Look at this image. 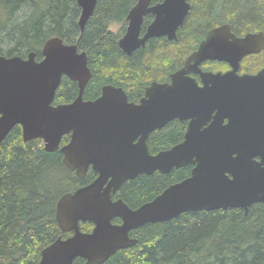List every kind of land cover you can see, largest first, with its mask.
I'll return each mask as SVG.
<instances>
[{"label": "water", "instance_id": "1", "mask_svg": "<svg viewBox=\"0 0 264 264\" xmlns=\"http://www.w3.org/2000/svg\"><path fill=\"white\" fill-rule=\"evenodd\" d=\"M76 3L82 33L97 0ZM147 4L139 0L126 18V34L118 45L128 55L149 38L175 39L189 10L186 0H164L153 8ZM147 13L155 19L139 39ZM230 37L228 27L212 30L185 67L218 59L237 65L264 45L263 36L228 41ZM41 56L40 61L34 52L26 59L0 56V148L15 126L21 127L24 142L39 139L46 152L58 149L62 137L69 136L60 148L63 164L78 175L91 166L97 178L59 199L56 221L62 232L72 235L42 249L38 264H72L77 258L103 264L117 251L136 245L129 233L146 224L167 222L186 212L241 208L246 213L253 203L264 204V84L259 77L204 74V87L199 88L183 69L171 77L170 85L153 84L137 105L112 86H104L96 100L83 101L90 79L85 54L77 53L74 44L50 38ZM62 77L76 82L78 94L69 104L53 105ZM173 120L189 121L184 140L150 154L149 134ZM256 156L262 164L253 162ZM189 164L194 165L190 177L136 210L122 200L112 201V194L128 180L156 171L168 174ZM116 218L119 225L112 224ZM80 223L92 224L91 232H82Z\"/></svg>", "mask_w": 264, "mask_h": 264}, {"label": "trees", "instance_id": "2", "mask_svg": "<svg viewBox=\"0 0 264 264\" xmlns=\"http://www.w3.org/2000/svg\"><path fill=\"white\" fill-rule=\"evenodd\" d=\"M136 1L97 0L81 33L76 0H0V55L25 57L34 52L39 58L44 42L59 38L87 55L91 77L84 98H96L103 85L111 84L136 100L150 81L165 80L168 72L179 68L208 28L229 23L234 33L264 31V0H192L194 8L176 43L153 38L126 55L118 48L119 34L109 28L117 24L124 29L125 17ZM77 92L76 84L62 77L54 104L73 101ZM184 129V124L173 120L152 132L149 152L178 143ZM40 142H24L21 128L15 126L1 144L0 264H38L42 249L69 235L61 232L56 221L58 200L96 176L89 171L78 179L63 164L58 150L46 152ZM187 175V168L167 175L142 174L124 182L118 197L136 208ZM91 225L80 227L89 232ZM132 236L136 245L117 251L103 264H264L260 204H252L247 213L239 208L186 212L167 222L139 227ZM72 264L85 261L77 258Z\"/></svg>", "mask_w": 264, "mask_h": 264}, {"label": "flooded vegetation", "instance_id": "3", "mask_svg": "<svg viewBox=\"0 0 264 264\" xmlns=\"http://www.w3.org/2000/svg\"><path fill=\"white\" fill-rule=\"evenodd\" d=\"M138 1L139 0H137L136 1V3L134 4V6L138 3ZM164 0H156V1H153V0H148V4H147V8H153V7H156V6H158V5H160L162 2H163ZM186 2L189 4V10H188V13H187V15H186V17L190 14V12L192 11V8H194V5H193V3H192V0H186ZM77 4V3H76ZM133 6V7H134ZM132 7V8H133ZM79 8V7H78ZM131 8V9H132ZM80 9V8H79ZM130 9V10H131ZM130 10H129V12H130ZM128 12V13H129ZM128 13H127V15H126V17H125V27H124V29H123V26L121 25V28H120V30L117 32V34H119V39H118V43H119V41L124 37V35L126 34V30H127V26H128V21L126 20V18H127V16H128ZM79 16H80V14H79ZM186 17H185V19H186ZM79 19V18H78ZM154 19H155V15L154 14H152V13H147L144 17H143V19H142V23H141V26H140V32H139V35H138V38L139 39H142L144 36H145V34H146V32H147V28L152 24V22L154 21ZM185 19H184V21H185ZM184 21H183V23H182V26H183V24H184ZM182 26L181 27H179L177 30H176V34H175V39H172V40H169L168 39V37L167 36H160V37H154V38H156V39H164L166 42H168V43H170V44H174V43H176L177 41H178V31L182 28ZM221 27H228V29H229V34H230V36H232L234 39H237V40H241V39H244L246 36H250V35H254V36H263V38H264V31L263 30H257V31H251V32H242V33H234L233 31H232V29H231V26H230V24L229 23H222V24H219V25H217V26H214V27H210V28H208V30L204 33V35L203 36H201L200 38H199V40L198 41H196V43H195V47L194 48H192V50H190V52H189V54L184 58V61H183V63H182V65L179 67V68H177V69H174V70H172L171 72H168V75H167V78L165 79V80H154V81H150L149 82V84L144 88V90H143V93H142V95L141 96H139L136 100H130L129 98H128V95L126 94V92H125V90L122 88V87H120V86H114V85H111V84H105V85H103L102 87H101V90H102V88L104 87V86H112V87H115V88H120V89H122L123 91H124V93L126 94V96H127V99H128V102L129 103H133V104H139L140 103V101L143 99V98H145V94H146V90L148 89V88H150L153 84H160V85H165V84H168V85H170L171 83H172V81H171V77L175 74V73H177V72H179V71H181V70H183V69H185V72H186V76L187 77H189L190 79H192V80H194L195 81V83L197 84V86L199 87V88H203L204 87V83H203V75L204 74H211V75H220V76H226V75H230V77H232V76H234V77H236V79H240V78H242V77H259L258 79H259V83H263L264 84V45H263V47H261L260 49H259V51L258 52H256V53H251V54H247V55H245V56H243L241 59H240V61H239V63L237 64V65H232L230 62H228V61H224V60H206V61H204V62H202V63H200L199 65H197L196 67H194L195 66V64L192 62L191 64H188V66L187 67H185V65H186V61H187V59L194 53V52H196L197 50H198V48H199V46H200V44L203 42V41H205L206 40V37H207V35H208V33L209 32H211L212 30H214V29H219V28H221ZM109 30H110V28H109ZM116 34V33H115ZM232 37H230L229 39H228V41H232ZM150 39H153V38H149V39H147L146 41H145V43L142 45V46H140L138 49H136V50H134V51H137V50H139V49H141V48H144L145 47V44H146V42L148 41V40H150ZM258 41H259V39L257 40V43H258ZM46 42V41H45ZM44 42V43H45ZM64 43V42H63ZM43 46H44V44H43ZM43 46H42V48H43ZM42 48H41V50H40V57L38 58L37 57V54H36V57H35V60L36 61H40L41 59H42V56H41V51H42ZM77 48V47H76ZM118 48L120 49V47H119V45H118ZM123 53H125L122 49H120ZM134 51H132V52H134ZM131 52V53H132ZM31 53V52H30ZM77 53H84L85 54V56H86V60H87V67H88V58H87V55H86V53L85 52H83V51H78L77 50ZM131 53L129 54V55H131ZM29 54V53H28ZM28 54L25 56V57H21V58H23V59H26L27 58V56H28ZM126 54V53H125ZM126 55H128V54H126ZM0 56H2V55H0ZM4 57H7V56H4ZM11 57H13V56H11ZM20 57V56H19ZM89 69V68H88ZM89 71H90V69H89ZM90 77H91V72H90ZM75 84H76V82H74ZM76 86H77V84H76ZM210 86V84H208V87ZM101 90H100V94H99V96H97L96 98H93V99H86V98H84V96H82V99H83V101H94V100H96L97 98H99L100 97V95H101ZM77 91H78V87H77ZM250 92V91H249ZM77 94H78V92H77ZM76 97H77V95L74 97V100L76 99ZM73 100V101H74ZM73 101H71V102H73ZM71 102H69V103H71ZM69 103H66V104H69ZM53 105H55L54 104V102H53ZM57 105H59V104H57ZM264 106V105H263ZM216 114V111H214L213 113H212V115H215ZM177 121H179V120H177ZM180 123H182V124H184V126H185V129H184V131H183V136H182V139L178 142V143H176V144H174V145H172V146H170L169 148H167V149H164V150H161V151H165V150H169V149H171L172 147H174L175 145H177V144H179V143H181L183 140H184V136H185V133H186V131H187V129H188V124H189V121L188 120H186V121H179ZM209 123L210 122H207L203 127H202V129H204V128H206L208 125H209ZM228 124V120L227 119H224V121H223V125H227ZM166 126V125H165ZM164 126V127H165ZM20 127V126H19ZM163 127V128H164ZM263 129H264V123H263ZM21 128V127H20ZM163 128H161V129H163ZM161 129H157V130H161ZM156 131V130H155ZM21 132H22V130H21ZM154 132V131H153ZM151 134V133H150ZM150 134H149V136H150ZM149 136H148V138H149ZM148 138H147V141H146V144H147V142H148ZM63 139H65L66 141L65 142H63L62 143V141H63ZM22 140H23V138H22ZM36 140H39V139H36ZM69 142V136H63L62 137V139H61V142H60V145H59V148L58 149H56L55 151H59V153L61 154V156H62V162H63V155H62V153L60 152V148L61 147H63V146H65L67 143ZM40 144H41V146L42 147H44V145H43V142L41 141L40 142ZM147 147H148V144H147ZM1 149V148H0ZM44 149V148H43ZM149 150V149H148ZM55 151H53V152H55ZM264 151V150H263ZM160 152V151H159ZM150 153V152H149ZM158 153V152H157ZM157 153H155V154H157ZM151 154V153H150ZM155 154H152V155H155ZM253 162L254 163H256V164H262V158L261 157H259V156H256V157H253ZM193 167H194V165H185V166H183V167H181V168H187L188 169V175L186 176V177H184L183 179H181V180H179V181H177V182H174V183H172V184H169L165 189H167L168 187H170V186H172V185H174V184H176V183H179V182H181L182 180H184V179H187L188 177H190V175H191V173H192V170H193ZM181 168H178V169H181ZM261 168H264V163L261 165ZM178 169H172V170H178ZM171 170V171H172ZM71 171V170H70ZM89 171H91V172H94L92 169H91V166H89V168L86 170V172L83 174V175H78L77 173H76V171L74 170V171H72L73 173H74V176L75 177H77L78 179H84L85 178V176L87 175V173L89 172ZM170 171V172H171ZM156 172H158V171H156ZM169 172V173H170ZM155 173V172H154ZM160 173V172H159ZM168 173V174H169ZM94 174H96V172H94ZM160 174H162V173H160ZM152 175V174H151ZM163 175H167V174H163ZM227 176L229 177V179H231V176L229 175V174H227ZM97 178V174H96V176L94 177V179L92 180V181H90L89 183H87V184H85V185H78L76 188H74V190L72 191V192H70V193H74L77 189H79V188H82V187H85V186H87V185H89V184H91L95 179ZM137 178V177H136ZM135 178V179H136ZM134 179V180H135ZM128 181H132V180H128ZM123 185V184H122ZM164 189V190H165ZM163 190V191H164ZM119 191H120V189H119ZM119 191H117L116 193H114V194H112V201H117V200H122V199H120L119 197H118V194H119ZM162 191V192H163ZM161 192V193H162ZM70 193H67V194H70ZM160 193V194H161ZM159 195V194H158ZM157 195V196H158ZM156 197V196H155ZM154 197V198H155ZM153 198V199H154ZM152 199V200H153ZM152 200H150V201H148V202H151ZM59 201V200H58ZM123 201V200H122ZM124 202V201H123ZM148 202H145V203H148ZM125 203V202H124ZM145 203H142V204H140L139 206H137L136 208H131V209H133V210H136L137 208H139L141 205H143V204H145ZM126 204V203H125ZM253 204H260V205H262V207H263V209H264V204L263 203H253ZM127 205V204H126ZM128 206V205H127ZM251 206V205H250ZM129 207V206H128ZM130 208V207H129ZM249 208V207H248ZM228 209H233V208H228ZM239 209H241V208H239ZM221 210V209H220ZM243 211H244V209H242ZM248 211V210H247ZM206 212V211H205ZM244 213H245V211H244ZM247 213V212H246ZM114 220H118V222H116V223H114L113 221ZM121 223V221L119 220V219H113L112 220V224H116V225H119ZM80 224H84V223H80ZM92 228H93V225H91V230H92ZM80 230L82 231V232H85V231H83V228H81L80 227ZM91 230L89 231V232H91ZM133 231L134 230H132L130 233H129V237L130 238H132V239H134L133 238V236H132V233H133ZM62 232V231H61ZM64 233V232H63ZM88 233V232H87ZM65 234H69L67 237H65V238H62V237H59V238H61V239H66V238H68V237H70L71 235H72V233H70V232H65ZM58 239V238H57Z\"/></svg>", "mask_w": 264, "mask_h": 264}, {"label": "rangeland", "instance_id": "4", "mask_svg": "<svg viewBox=\"0 0 264 264\" xmlns=\"http://www.w3.org/2000/svg\"><path fill=\"white\" fill-rule=\"evenodd\" d=\"M121 28V25L113 24L110 26V31L113 33H117Z\"/></svg>", "mask_w": 264, "mask_h": 264}]
</instances>
